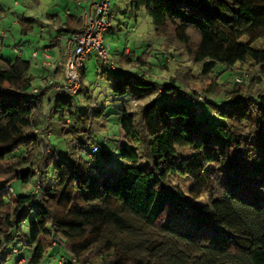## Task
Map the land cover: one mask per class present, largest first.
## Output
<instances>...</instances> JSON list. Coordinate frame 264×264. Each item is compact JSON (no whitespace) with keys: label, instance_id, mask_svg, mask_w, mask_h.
<instances>
[{"label":"trees","instance_id":"1","mask_svg":"<svg viewBox=\"0 0 264 264\" xmlns=\"http://www.w3.org/2000/svg\"><path fill=\"white\" fill-rule=\"evenodd\" d=\"M126 1L144 8L156 34L202 69L180 70L166 83L111 74L117 96L154 95L137 112L123 109L114 150L96 140L107 128L102 108L82 110L71 95L55 94L47 98L46 122L42 99L32 93L30 61L0 54V264L23 241L31 253L18 263L26 264H40L54 246L62 252L58 264H264V92L251 89L264 78V49L252 46L264 37V0ZM19 21L28 33L36 19ZM82 28L76 14L49 27L55 39ZM147 57L123 55L142 65ZM247 58L258 73L223 91L216 66L233 68ZM64 68L65 57L45 83L50 75L62 79ZM200 104L207 107L199 113ZM54 131L66 151L51 143ZM178 146L192 153L177 156ZM140 154L150 170L140 166ZM118 158L123 163L113 165ZM178 174L194 179L188 194L171 179ZM16 182H32L35 190L13 197ZM204 191L207 202L197 203ZM33 205L25 239L21 227ZM171 209L187 215L189 229L164 223Z\"/></svg>","mask_w":264,"mask_h":264},{"label":"rangeland","instance_id":"2","mask_svg":"<svg viewBox=\"0 0 264 264\" xmlns=\"http://www.w3.org/2000/svg\"><path fill=\"white\" fill-rule=\"evenodd\" d=\"M88 1L83 0V3L86 4ZM111 13V26L105 32V40L110 46L109 58L115 61L116 69L122 67L128 70L126 72L140 76L144 75L160 83L171 81L173 77L180 75V70L181 72L191 71L194 75H199L202 63L193 62L186 51L178 49L179 47L177 46L169 45L163 37L158 36L152 19L144 8L136 10L126 0H112ZM68 14L82 15V8L76 5V0H0V54L7 59H15L17 56H22L24 59L29 60L31 72L35 76L33 82L35 86L44 85L43 78L50 74V72L46 71L43 78L40 76L46 70L42 65L44 55L50 56L49 60L55 63L57 58L58 60L60 59L59 52L63 50L64 54V40L59 41V43L56 42L57 40L53 38L56 33L51 31L49 27L51 25L56 26V20H64ZM22 17L36 19L33 29L28 33L23 31L24 25L19 21ZM41 28H43L42 31ZM67 35L69 34L64 36ZM247 40V35L241 38L243 42ZM252 46L264 49V37L254 40ZM125 48H129V51L127 52ZM35 51L38 52L37 57L33 56ZM145 52L148 55L146 65L137 63L134 60L127 61L123 58L124 54L136 57ZM247 60L248 62L235 65L233 68L223 64L216 66L215 75L218 76L220 82L225 84L222 87L223 91L232 89L234 81L247 83L249 80L247 77L250 73H258L259 65H251L252 60L250 58H247ZM122 70L114 71L109 64L103 62L98 54L92 52L87 56L84 64V77L81 89L77 94L71 96L76 106L82 110H87L91 106L95 108L93 111L102 108L107 128L98 132L96 140L99 144H104L105 147H111L114 150H118L116 144L119 139V122L123 109L127 108L130 111L137 112L143 103L150 101L154 97L152 95L142 99H133L130 93L123 96L115 95L109 76L114 73H125ZM244 86L246 87V85ZM183 89L185 90L184 87ZM251 89L255 93L264 92V78L253 85ZM50 90L48 93L45 92L39 95V99H42V114L45 120L49 117L51 106V101H47V98L54 95V91ZM180 96L185 99L183 94H180ZM206 107L207 105L200 104L198 112L200 113ZM204 114L214 118L209 112ZM41 128H36L35 132L37 133V130L40 132ZM49 134L48 137L51 139V143L59 151H66L63 138L58 136L55 131L53 134ZM41 147L43 151V142ZM90 149V147H87V150ZM177 151V156L188 157L192 153L190 147L178 146ZM140 155V166L150 170V162L147 161L144 155ZM122 163L123 161L120 158L112 161L115 166ZM171 179L179 184L186 194L189 193V187L194 182L192 177L182 174L172 176ZM12 188L14 190L12 196L16 197L22 194H31L35 190V185L32 182L27 185H21V183L16 182ZM12 188L10 187L11 191ZM207 200L208 193L204 191L195 201L204 204ZM35 210L36 205H33L31 215L21 227V234L25 239H28L29 222ZM164 223L182 230L189 229L190 226L189 218L180 209L169 210L164 216ZM25 242L28 241L18 243L17 247L12 250L8 264H17L20 259L30 255L31 247L26 245ZM61 254L60 248L54 246L51 248L49 255L40 264H58L57 260ZM18 264H26V261L22 260Z\"/></svg>","mask_w":264,"mask_h":264},{"label":"built area","instance_id":"3","mask_svg":"<svg viewBox=\"0 0 264 264\" xmlns=\"http://www.w3.org/2000/svg\"><path fill=\"white\" fill-rule=\"evenodd\" d=\"M112 0H89L82 10L83 28L67 36L60 35L56 38V42L64 40V56L65 68L62 79H56L50 75L49 80L41 87L35 86L32 93L41 95L48 93L52 89L54 95L68 94L75 95L81 89L83 82L84 64L88 55L92 52L98 54L104 63L109 64L112 69H116V64L113 59L109 58L110 46L105 40V32L111 26ZM76 4L81 6L83 0H76ZM43 28H41V31ZM54 43V42H53ZM16 51H18L16 49ZM21 53V51H20ZM34 57L38 56V52L33 53ZM47 54L44 55L42 65L53 74L56 70V63L49 60ZM48 119V118H47ZM46 119V120H47ZM38 133V130H37ZM99 146L96 145L91 152H97ZM74 263L76 264L75 260Z\"/></svg>","mask_w":264,"mask_h":264},{"label":"crops","instance_id":"4","mask_svg":"<svg viewBox=\"0 0 264 264\" xmlns=\"http://www.w3.org/2000/svg\"><path fill=\"white\" fill-rule=\"evenodd\" d=\"M87 3H88V2H87ZM87 3H86V4H87ZM86 4L83 3L81 6H78L77 4H76V5H77L78 7H81L82 10H83V8L85 7ZM86 6H87V5H86ZM105 36H106V33H105ZM105 39H106V38H105ZM53 44H54V43H53ZM125 50L128 52V51H129V48H125ZM59 53H60V59L58 60V58H57V62H55V63H56V67H57L58 65H60V63L63 61V57H65L64 54H63V50H62V52L60 51ZM61 55H62V56H61ZM120 68L123 69V70L125 69V68H122V67H120ZM44 71H45V72H44L43 74L40 75L41 78L44 77L43 75L46 74V71H47V72H50V71H48L47 69L44 70ZM97 71H98V70H97ZM124 71H128V70L125 69ZM51 73H52V71H51ZM129 73H131V72H129ZM44 83H45V80H44Z\"/></svg>","mask_w":264,"mask_h":264}]
</instances>
